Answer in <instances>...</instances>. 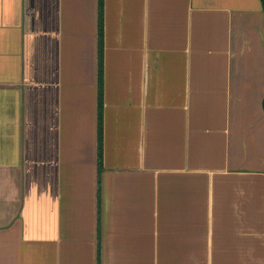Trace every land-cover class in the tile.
<instances>
[{
  "label": "crops",
  "instance_id": "1",
  "mask_svg": "<svg viewBox=\"0 0 264 264\" xmlns=\"http://www.w3.org/2000/svg\"><path fill=\"white\" fill-rule=\"evenodd\" d=\"M0 264H264L261 0H0Z\"/></svg>",
  "mask_w": 264,
  "mask_h": 264
},
{
  "label": "trees",
  "instance_id": "2",
  "mask_svg": "<svg viewBox=\"0 0 264 264\" xmlns=\"http://www.w3.org/2000/svg\"><path fill=\"white\" fill-rule=\"evenodd\" d=\"M261 4H262L263 12H264V0H261Z\"/></svg>",
  "mask_w": 264,
  "mask_h": 264
}]
</instances>
